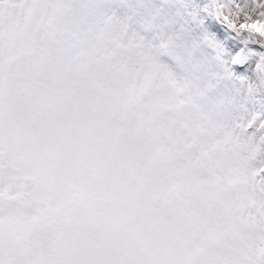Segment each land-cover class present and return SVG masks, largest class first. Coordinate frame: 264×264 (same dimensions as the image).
Returning <instances> with one entry per match:
<instances>
[{
    "label": "snow or ice",
    "instance_id": "obj_1",
    "mask_svg": "<svg viewBox=\"0 0 264 264\" xmlns=\"http://www.w3.org/2000/svg\"><path fill=\"white\" fill-rule=\"evenodd\" d=\"M0 264H264V0H0Z\"/></svg>",
    "mask_w": 264,
    "mask_h": 264
}]
</instances>
